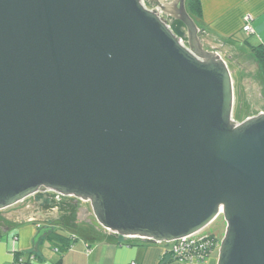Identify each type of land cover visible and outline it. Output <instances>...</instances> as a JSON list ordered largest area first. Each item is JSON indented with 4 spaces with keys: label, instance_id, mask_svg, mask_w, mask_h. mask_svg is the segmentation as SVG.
Instances as JSON below:
<instances>
[{
    "label": "water",
    "instance_id": "95a60500",
    "mask_svg": "<svg viewBox=\"0 0 264 264\" xmlns=\"http://www.w3.org/2000/svg\"><path fill=\"white\" fill-rule=\"evenodd\" d=\"M157 5L0 0V211L52 192L159 244L221 214L217 264H264V112L235 122L227 63L185 0Z\"/></svg>",
    "mask_w": 264,
    "mask_h": 264
},
{
    "label": "crops",
    "instance_id": "0c3cea01",
    "mask_svg": "<svg viewBox=\"0 0 264 264\" xmlns=\"http://www.w3.org/2000/svg\"><path fill=\"white\" fill-rule=\"evenodd\" d=\"M200 6L201 18L193 20L202 33L203 46L209 45L210 41L216 43L219 48L215 47L218 49L215 50L223 60V54L228 55L229 48L238 56L243 53V47L251 51L253 47L264 46V0H200ZM245 17H250V33L243 31ZM249 83L253 86L252 81ZM49 229L52 227L38 220L5 218L0 227V264H14L16 255L23 263L30 258L32 264H195L173 260L166 253L164 244L138 239L120 244L109 237H78L66 251L56 252L54 245L45 238ZM201 264H217V255L212 253Z\"/></svg>",
    "mask_w": 264,
    "mask_h": 264
},
{
    "label": "rangeland",
    "instance_id": "374dc122",
    "mask_svg": "<svg viewBox=\"0 0 264 264\" xmlns=\"http://www.w3.org/2000/svg\"><path fill=\"white\" fill-rule=\"evenodd\" d=\"M170 24V23H169ZM171 28V27H170ZM204 48L207 50H213L216 49L214 46H209L206 43L204 44ZM218 50V49H216ZM230 52L227 54H223L224 60H226L228 69L231 73L233 86H234V108H233V115L232 118L235 122L241 123L247 118L257 115L260 112H264V109L262 111H259L256 113L255 108L257 106H263L264 108V101L259 103L258 100H256L257 104L254 103L253 105L250 101L254 100V97L256 96L257 93L261 91H264V79L261 74V72L257 71L258 69L253 71V67L249 66L247 64V61L251 62L253 60V55L251 51L247 47H243L241 49L242 54L238 55L237 60L235 58L236 55L232 53L231 48H229ZM229 56H233L232 59L229 58ZM240 60L244 63H241ZM246 61V62H245ZM243 64V65H242ZM249 66V67H248ZM239 68H241L239 70ZM250 77H247V76ZM249 81H252V85H250ZM250 102V104H249ZM259 103V104H258ZM55 196L54 194H52ZM40 197V194L37 193L35 196H30L28 200L25 201H30L32 199ZM73 197H67V196H62V201H67V199H72ZM57 200V199H56ZM84 201H82L83 203ZM87 203V204H86ZM84 204V203H83ZM19 203L15 204L14 206L0 211V227H2L3 222H5V218L2 217V214H6L7 211L14 207H19ZM84 205H89L88 202H85ZM90 207V205H89ZM45 224V223H44ZM49 226V225H46ZM57 232H60L65 235L69 234H74L77 237H83V238H91L93 235H96V232L94 231L93 228H91L89 225H71V223L66 222L63 225L55 227ZM1 231V230H0ZM225 231V222L222 217V215H218L210 224H208L204 229H202L198 235L199 236H214L217 241H220L223 237ZM107 233V232H105ZM218 255V249H215L213 251V256Z\"/></svg>",
    "mask_w": 264,
    "mask_h": 264
},
{
    "label": "flooded vegetation",
    "instance_id": "af4514ba",
    "mask_svg": "<svg viewBox=\"0 0 264 264\" xmlns=\"http://www.w3.org/2000/svg\"><path fill=\"white\" fill-rule=\"evenodd\" d=\"M144 2L149 8L159 10L157 4H164L165 2H168V0H158V3H151L149 0H144ZM160 15L164 17L168 23L174 21L170 17L165 16L162 12ZM39 194L40 197H34V199L30 201H25L28 200L27 198L19 203V207H14L7 211L6 214H2L1 216L7 220L12 219L15 221L19 219L38 220L52 228L63 225L66 222L74 223L73 225L77 226L82 224L87 225L86 223L80 222L79 220H84L86 217L84 210L90 209L89 205H84L85 202H83V204L81 200L75 198L62 201V199H59L62 198L61 195L52 192H44ZM33 196H35V194Z\"/></svg>",
    "mask_w": 264,
    "mask_h": 264
},
{
    "label": "trees",
    "instance_id": "16d2710c",
    "mask_svg": "<svg viewBox=\"0 0 264 264\" xmlns=\"http://www.w3.org/2000/svg\"><path fill=\"white\" fill-rule=\"evenodd\" d=\"M186 9H187V12L189 13V15L194 20L196 18H198V19L201 18L200 0H187L186 1ZM169 25L171 27L172 32L176 36L186 40V29H185L184 25L181 22L174 20ZM209 46H214V48L215 47L219 48L218 45L216 43H214L213 41H210ZM251 51H252V54H253L254 63H252V61L251 62L247 61V64H249V66L251 65L252 67H254L253 68L254 72L256 70L255 66H257V69H258L257 71L261 72V74L263 76V79H264V46L260 45V46H257V47H253L251 49ZM236 57H238V56H236ZM240 62L244 63L241 60H240ZM263 88H264V86H263ZM256 100H258L260 104H261V102L264 101V93H263V91L260 90V92L257 93L256 96L254 97V100L250 101L252 104H250V102H249V104L250 105H253L254 103L257 104ZM254 108L256 110L255 112L258 113L263 108V106L259 105V106L254 107ZM72 224H74V223H71V225ZM94 231L96 232V235H93L92 238H97V239L98 238L101 239V238H105V237L114 238L117 241V243H120V244L121 243L123 244V243H125L127 241L126 239H123L120 236H114V235H111V234L105 233V232L102 233V232L96 231L95 229H94ZM208 236H210V235H208ZM45 238L51 244L54 245L53 246L54 249L56 248L58 250V252L66 251L73 244L74 241L78 240V237L76 235H74V234L73 235L72 234L65 235V234H62L60 232H57V230H55L54 228L49 229L48 231H46ZM211 238H214V236H211ZM149 243H152V242H149ZM16 256L17 257H15V258H18V255H16Z\"/></svg>",
    "mask_w": 264,
    "mask_h": 264
},
{
    "label": "built area",
    "instance_id": "2783aa9c",
    "mask_svg": "<svg viewBox=\"0 0 264 264\" xmlns=\"http://www.w3.org/2000/svg\"><path fill=\"white\" fill-rule=\"evenodd\" d=\"M250 17H245L244 22L245 25L243 26V31L250 33L252 32V29L249 25ZM181 42H183V38L180 39ZM126 240H142L146 241L140 238H125ZM221 241V240H220ZM220 241H217V239L211 238V236H199L198 233L190 236H186L183 238H180L178 240L169 242V243H163L166 247V253L173 258L174 260H177L179 262H185V263H195V264H201L204 263L209 256L212 254V252L215 249L219 248ZM55 251L58 252V250L55 248ZM30 258L28 261L23 263V260L18 257L15 258L14 264H32L33 260L30 262ZM136 264V263H132Z\"/></svg>",
    "mask_w": 264,
    "mask_h": 264
},
{
    "label": "bare ground",
    "instance_id": "6f19581e",
    "mask_svg": "<svg viewBox=\"0 0 264 264\" xmlns=\"http://www.w3.org/2000/svg\"><path fill=\"white\" fill-rule=\"evenodd\" d=\"M143 1V3H144V6H146V4H145V2H144V0H142ZM146 7H148V6H146ZM115 236V235H114ZM123 239H125L124 237H122Z\"/></svg>",
    "mask_w": 264,
    "mask_h": 264
}]
</instances>
